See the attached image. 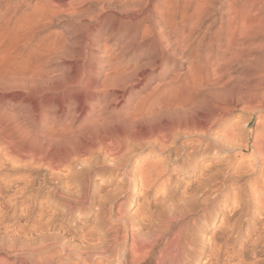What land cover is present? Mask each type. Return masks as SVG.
Listing matches in <instances>:
<instances>
[{"label": "bare ground", "instance_id": "obj_1", "mask_svg": "<svg viewBox=\"0 0 264 264\" xmlns=\"http://www.w3.org/2000/svg\"><path fill=\"white\" fill-rule=\"evenodd\" d=\"M85 1L0 0V264H264L263 114L249 156L230 155L231 117L264 113V0H97L104 41L88 60L104 115L82 127L86 151L70 124L22 122V89L51 79L67 43L51 24ZM27 145L84 152L58 151L70 160H53L44 196L8 173Z\"/></svg>", "mask_w": 264, "mask_h": 264}, {"label": "rangeland", "instance_id": "obj_2", "mask_svg": "<svg viewBox=\"0 0 264 264\" xmlns=\"http://www.w3.org/2000/svg\"><path fill=\"white\" fill-rule=\"evenodd\" d=\"M97 2H99V1L87 0L84 2V4L80 5L81 9H79L80 6L77 7L79 9L78 10L79 13H77L78 12L77 9L75 11H71L70 15L74 17V18L72 17V20H71V18L69 19V17H70L69 15H68L69 16L68 18L66 15V16L61 17V18L65 17V19L59 18L61 20H59V19L55 20L51 24V26L49 28L50 31L53 33L57 32V34H59V33L64 34V36H65L64 38L67 41V43L64 44V48L63 49L61 48L62 50L59 52L61 56L58 53L59 56L56 57L57 59L55 58L53 64L51 65L52 66V72H51V75H49V77L51 79L48 80L47 75L44 73L42 76L43 79L34 85L36 89L33 88V86L31 88L29 87L31 92L29 90L26 91L25 89H22L23 90L22 91V122H24L25 127L31 129L33 134H38L39 131L42 130L43 127L45 126V124H46L45 120H57V123L59 125L60 124H63V125L70 124L72 127V130L74 132H75V130L78 129L75 132V135H76V137H78V139H77L75 145L74 144L72 145L74 147H76L78 145L77 142H81L84 139L85 140L82 141V143L84 144V147L86 146L84 143V142H86V138H83V137H87V139L91 138V137H95V136H92L91 134L90 135L86 134L84 132V128H82V127H84L86 125L87 121L95 120L98 116L104 115V113H102L103 112L102 107L104 104V100L101 98L103 95H102V93L100 94V92L98 90H97L98 91V94H97V91L94 89L95 88L94 86L100 85V80L97 77L95 78V75H96L95 71H94V70H96L95 64H92V65L89 64V60H88L89 59L88 55L95 53L98 49V46H102V43H103L102 41H104L102 38L103 36H101V34H100L101 33L100 28L102 27V23H103L102 19L103 18L97 20L96 16L98 15V13L96 12V14H95V11H99V6H100L99 3L96 4ZM87 7L91 8V10L89 9L91 12L87 11L88 10ZM95 8H96V10H95ZM85 9H86V11H85ZM111 12L112 11L108 12V15L109 16H111V15L115 16V18L117 20L116 21V25H117V22H118V20L121 19L122 15L119 11H115L113 13H111ZM75 13H77L78 16ZM90 13L91 14L93 13V14L90 15ZM88 14H89L90 18L87 17ZM75 15L77 16V18H75ZM94 15H96V16L93 17ZM88 18H89V21H88ZM78 19H79V21H78ZM91 21H92V24H91ZM216 26L218 28L219 22L216 24ZM87 27H89V28H87ZM113 27H115V26H113ZM84 30H85V32H84ZM74 32H76V33H74ZM94 32H97V33H94ZM43 33H44V31H43ZM85 33H86V35H85ZM98 37H99V39H98ZM91 38H92V40H91ZM86 39H89V40H86ZM96 41H97V43H96ZM98 42H100L101 44ZM85 43H87L86 46H85ZM124 43H126L125 38L121 40V44H124ZM91 44L93 46H91ZM88 46H89V48H88ZM96 47H97V49H95ZM89 51H92V52H89ZM61 52H63L64 54ZM90 72H93V73L90 74ZM236 72H238L237 76L242 77L240 71L236 70ZM95 83H96V85H95ZM48 88L50 91L48 90ZM33 89H35V91ZM116 93L120 94V91H117ZM114 105H113L114 108L112 107L110 109L111 112L109 113V115L111 118L110 120L115 119L114 121H112V123L114 124V127L116 126V128L118 129V127L120 128V126H121V124L119 123V120H121V118H119V117H121V113H122V109L120 108L121 103L117 104V105L114 104ZM240 109L231 117V120L237 124V125L236 124L235 125H236V129L238 131L236 133L237 139L235 140L238 144L233 141L234 144H232V146L234 147V145H235L236 148L233 149V147H232L231 148L232 151L230 150V155L233 158H234V156H236L235 159H233L234 161L235 160L240 161L241 158L244 159L245 156L246 157L249 156V152L244 149L245 144L247 145V144H251L253 142L256 127L262 123V122L260 123L261 119L259 117L262 116V114L264 115V113H262V112H257V111L252 112V111H248L249 109L246 111H245V109L244 110L242 108H240ZM99 110H101L102 112H100ZM69 121H71V122H69ZM116 123L119 124L120 126H118ZM241 125H243V126H241ZM80 127L82 129H80ZM119 130H117V131H119V133L116 131L119 135L117 136V134L115 132L113 139H116L117 137H118V139L120 138L122 140L129 138L127 140L138 142V140H136V139L141 138V140L144 141V140H147L144 138L151 136L150 135L151 131L147 128L139 129V130L135 131V132H137L136 134L134 131H121V129H119ZM144 130H146V131L144 132ZM141 131H143V132H141ZM147 131L150 133H148ZM122 132L124 133V135H126V133H129L128 134L129 136L126 135L127 136L126 137V136L122 135L121 134ZM138 132H140V134ZM130 133L132 135H130ZM142 133H143V135H142ZM120 135H121V137H120ZM88 136H91V137H88ZM238 139H239V142H238ZM139 142H141V141H139ZM237 145H238V147H237ZM240 145L243 148H240L241 147ZM79 146L77 147L78 149L75 148V150L73 148H71V146H69V147L67 146L69 153L71 152V154H72V156L69 157L70 154L68 153L67 150L64 151V153L58 152L59 150L61 151V149H64V147H66L64 145L61 146L62 148L60 147V149H58V151H57V149H54V151L52 150V153H50L51 155L56 151L58 152V153L56 152L55 155L53 154L52 156L49 153L46 154V152H44L43 150H38L36 148L30 147L27 145L26 150H24V151L22 150V155H23L22 158L24 157L23 161L25 162V164H22V165H27V166H25V167L22 166V169H20L16 172H12V171L11 172L7 171V172L9 174L12 173V174L19 176V177L21 175L29 176L30 180H32V183H33V187H32L33 190L31 189V193L35 194L36 191L37 192L40 191L42 194H44V196L48 195L49 193L47 194L46 192H50L51 189L53 188V183L50 184V182H52L51 181V169H52L54 163H56L53 160L58 159L57 161H59V159L63 157L62 154H65V152H67V154L69 155L68 157L70 159L72 157L74 158L75 156L78 157V155L80 154L81 148L83 149L82 153L84 152V148L81 146L79 147ZM23 147L24 146H22V149H25V147L24 148ZM67 148H65V149H67ZM86 150H87V146H86L85 151ZM38 151H39V153H38ZM75 151H77L76 155H75ZM236 153L239 155H237ZM58 154H61L62 157H61V155H58ZM67 154H65V155H67ZM58 157H60V158H58ZM68 157L64 156L63 158L68 159ZM49 159H50V161H49ZM64 159H63V161H64ZM70 159H68V160H70ZM68 160H66V161H68ZM61 161H62V159L60 160V162ZM64 163H66V162L64 161ZM39 164H41L42 166ZM42 182L44 183L45 186L43 185ZM38 186H40V188ZM36 188H38L39 191L36 190ZM45 198H48V196H46ZM22 255L20 254L18 256V258L22 259V261L25 259L31 258L30 256H27L24 254H22ZM31 259L35 260V258H33V257Z\"/></svg>", "mask_w": 264, "mask_h": 264}]
</instances>
